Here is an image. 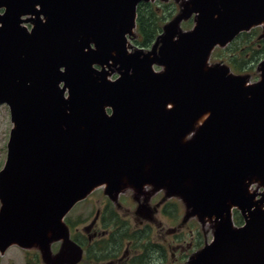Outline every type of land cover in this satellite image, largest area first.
Here are the masks:
<instances>
[{"label":"water","instance_id":"1","mask_svg":"<svg viewBox=\"0 0 264 264\" xmlns=\"http://www.w3.org/2000/svg\"><path fill=\"white\" fill-rule=\"evenodd\" d=\"M142 1L0 0V106L13 124L0 246L66 235L64 216L96 187L151 184L214 223L190 264H264V60L253 84L209 62L241 32H264V0H190L150 50L128 51Z\"/></svg>","mask_w":264,"mask_h":264},{"label":"flooded vegetation","instance_id":"2","mask_svg":"<svg viewBox=\"0 0 264 264\" xmlns=\"http://www.w3.org/2000/svg\"><path fill=\"white\" fill-rule=\"evenodd\" d=\"M97 189L76 203L64 218L69 240L75 244L72 249L70 245L67 251L66 240L53 234L56 226L52 233L41 237L38 244L21 245L13 242L5 248L0 246V264H17L9 256L13 248L24 256L22 264H157V259L161 264H179L180 260L186 264L191 252L201 249L194 240L183 244L186 242L183 239L175 247V252H172L173 260H168L172 245L167 242L156 244L152 240V222L155 221L156 213L160 211L164 216H174L172 206L176 203L167 197V190L163 193V189L152 185L132 190L133 193H127L129 189H123L114 200L104 190L107 195L104 194L103 199L94 202L91 197ZM84 203V206L91 204L87 215L81 210L83 205L76 209L79 204ZM1 207L0 201V211ZM131 217L135 220L139 218L137 226H132L129 221ZM81 226L84 228L81 229ZM187 227L186 230L193 232V223ZM172 230L174 229L170 228L168 231ZM184 232L182 230L175 233L176 239L182 238ZM77 247L80 249L78 252Z\"/></svg>","mask_w":264,"mask_h":264},{"label":"rangeland","instance_id":"3","mask_svg":"<svg viewBox=\"0 0 264 264\" xmlns=\"http://www.w3.org/2000/svg\"><path fill=\"white\" fill-rule=\"evenodd\" d=\"M189 1L190 0H150V1H148L149 3H154L153 6H156V11L158 12L160 18H164L162 20L163 23H162L161 30L158 33V35L156 36V38L164 31V27L166 25H168L169 23L174 21V19H176L183 12V10L185 8V4L188 3ZM170 13H171V16H169ZM196 16H197V14L194 13L189 18L182 20L180 22V29L183 31L191 30L194 27V25L196 24ZM41 18H43V16H41ZM26 25H27V27H30L31 23H26ZM258 27H260V26H258ZM133 32H134L133 33L134 36H132L133 38H131L130 40L128 39V41L130 43V47H129L128 51H132V46H139L135 41L137 39V30H135V28H134ZM263 33H264L263 27H260V35H258L255 40L264 39ZM156 38L153 40V42L149 46L144 47V49H149V47L155 43ZM240 42L246 48V46L244 44L245 41L240 40ZM229 45H231V43ZM229 45H227V46H229ZM227 46H225V47L227 48ZM139 47H142V46H139ZM220 47L221 46L217 47L214 50V52L211 54L210 64L223 63V64L228 66L229 64L227 63V60L224 58V55H226V58H228V54L222 53V56H220V57L216 56L217 54H220L223 50H226V48L224 46H222V48H220ZM256 48H258V46ZM226 52L228 53V51H226ZM237 55H238V53H237ZM247 58H249L251 60L248 63H244L245 69L243 72H240V75L242 74V76H247L249 79L251 78L252 80L258 79L260 77V71H259L258 67H259L260 63L264 60V57H262V58L258 57L257 58V57L249 56ZM158 68L159 67L156 66L157 70H159ZM233 71H234V69H233ZM115 76H116V74L111 75L110 78L113 79ZM11 127H12V122H11L9 108L7 105H2V106H0V170L5 165V162H6V156H7V145L6 144L9 140ZM193 135H194V132H191L189 135V139H191ZM144 186L150 187L149 184H145ZM144 186L139 187V188H136L133 186H126L124 189H129L127 191V193H133L132 190H138V189L144 188ZM152 186H154V185H152ZM97 188H96L97 191H95L91 197V198H93L94 202H96L98 199H103V197H104L103 195L106 192V187H97ZM160 189H163V191H164L163 193H165V191L167 190V192H168L167 197H169L170 200H172V201L174 200L176 203L175 205L172 206V207H174L173 218L171 215L169 217L164 216L162 213H160V211H158L156 213L155 221L152 222L154 225L153 230H152V240L156 244H159V243L165 244L167 242L168 244L172 245V250H169V253H168V256H169L168 260H173L174 257H172V252H175V247L178 244H180L183 239L186 240V242H183V244L191 243V241L194 240L195 243L197 244V246H199L201 248V249H199V251L202 250L207 244L212 243V241L214 240V229H215L214 223L208 219L203 220V219H200L199 217H197L196 215H190L187 204L180 195L174 193L173 191H171L169 188H167L165 186L161 187ZM104 190H105V192H104ZM250 190H252L254 192H259L262 189H261L259 183H253ZM105 195H107V194H105ZM109 196L111 198H113V200L116 199V197H117L115 194L109 195ZM123 196L128 197V195H123ZM0 201L2 202V200H0ZM113 202H115V201H113ZM85 204L86 203L79 204L76 207V209H80V206H82V205L84 206ZM90 205L91 204L88 203L86 206L81 207V210L83 212H85L86 215H87V212L90 210ZM169 212H170V209H169L168 213ZM234 217H235V215H234ZM191 218H195V219H191ZM90 220H91V218H90ZM183 220H185V221L188 220V221L184 222ZM129 221L132 224V226H137V224L140 222L139 218H138V220H135L133 217H131ZM240 221L242 222L243 220H240ZM192 223L194 224V227H192L194 230H193V232H190L186 229L188 228L187 226H191ZM83 228L84 227L81 226V229H83ZM170 228H172L174 230L168 231ZM182 230L185 231L184 232L185 235L182 236V238H180V239H176L175 233L180 232ZM65 237H66V239L70 238L68 235V232L66 233V235L62 236V239H65ZM197 242L199 243V245ZM198 252L196 250L194 252H191L186 264H190V260L192 258H194L198 254ZM9 256L11 258H13L17 264H22V261L24 260V256L16 248L11 249ZM183 262H184L183 260H180L179 264H183ZM156 263L161 264L158 259L156 260Z\"/></svg>","mask_w":264,"mask_h":264},{"label":"trees","instance_id":"4","mask_svg":"<svg viewBox=\"0 0 264 264\" xmlns=\"http://www.w3.org/2000/svg\"><path fill=\"white\" fill-rule=\"evenodd\" d=\"M153 4L154 3L142 2L138 7L137 39L135 41L139 46H149L161 30L162 20L164 18H160L156 11V6H153ZM169 16H171V13ZM258 35H260V28L257 27L249 32H243L231 43V45L227 46L226 50H223L216 56L220 57L222 53L228 54V58H226V55H224V58L231 64L233 69L239 71L245 67L244 63L250 62L251 59L247 57H264V39L255 40ZM240 40L245 41L244 44L246 48ZM257 46L258 48H256ZM226 51H228V53ZM236 218L237 220H241V217L238 215Z\"/></svg>","mask_w":264,"mask_h":264},{"label":"bare ground","instance_id":"5","mask_svg":"<svg viewBox=\"0 0 264 264\" xmlns=\"http://www.w3.org/2000/svg\"><path fill=\"white\" fill-rule=\"evenodd\" d=\"M168 108H169V106H168Z\"/></svg>","mask_w":264,"mask_h":264}]
</instances>
